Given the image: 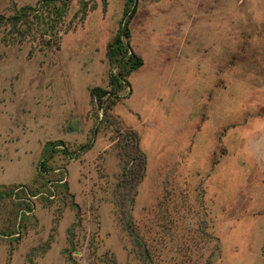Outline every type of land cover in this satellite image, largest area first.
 <instances>
[{"label":"rangeland","instance_id":"obj_1","mask_svg":"<svg viewBox=\"0 0 264 264\" xmlns=\"http://www.w3.org/2000/svg\"><path fill=\"white\" fill-rule=\"evenodd\" d=\"M126 1L0 0V264H264V0H131L98 99Z\"/></svg>","mask_w":264,"mask_h":264},{"label":"trees","instance_id":"obj_2","mask_svg":"<svg viewBox=\"0 0 264 264\" xmlns=\"http://www.w3.org/2000/svg\"><path fill=\"white\" fill-rule=\"evenodd\" d=\"M57 1V0H56ZM61 4L54 7L51 11L53 13V21L59 20L60 16L63 14L66 3L68 0H59ZM129 0L126 1L124 6V11L119 22L116 34L113 39L107 44L106 47V57L109 63V85L112 88V91L103 89L101 87H93L90 90V96H96L100 99L103 96H108L112 94L113 96L117 95V92L122 89L123 83H126V77L130 74L131 71L137 69L142 64V59L137 56L129 47L127 39L129 38L128 23L130 18L134 13V3ZM55 0H42L41 5H52L54 6ZM39 5L35 6H24L18 10L15 14L10 16H3L0 14V24L6 23L10 26V29H15L17 32H20L17 25L20 23L27 22L28 16L30 13L33 14V17H36V12L39 10ZM84 7V4H83ZM28 23H26L25 29L20 32V35H23L26 30H29ZM44 33H49L50 28H42ZM115 69V70H114ZM118 97V96H117ZM116 97V98H117ZM113 100L111 99V103ZM61 144H57L56 147ZM49 151V150H48ZM53 152V151H51ZM51 157V154H43V160L40 161L39 165L42 167L46 163L47 158ZM40 173L46 171L44 168L38 170Z\"/></svg>","mask_w":264,"mask_h":264}]
</instances>
